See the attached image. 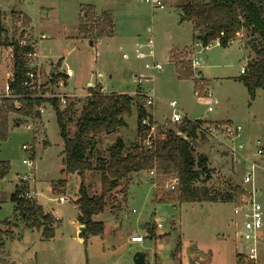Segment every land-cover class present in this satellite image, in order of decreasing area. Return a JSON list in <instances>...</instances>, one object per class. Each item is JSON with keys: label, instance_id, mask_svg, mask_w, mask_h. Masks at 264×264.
Segmentation results:
<instances>
[{"label": "rangeland", "instance_id": "obj_1", "mask_svg": "<svg viewBox=\"0 0 264 264\" xmlns=\"http://www.w3.org/2000/svg\"><path fill=\"white\" fill-rule=\"evenodd\" d=\"M128 1L143 18L131 21V24L125 21L119 24V32L129 38L121 50L101 46V51H96L84 44L71 51L70 43L55 35V26V31H44L48 39L40 42L43 65L41 82L44 90L48 91L47 96L56 95L59 99L66 96L69 103L84 101L85 97L81 96L88 94L82 92L85 78L91 75L98 77L100 72L111 66L104 64L115 63L117 73L113 74L112 79L106 73L103 78H98L106 89L103 92L127 94L135 98L133 113L125 118L126 128L97 137L88 159L98 167L99 158L107 160L108 148L118 140L125 143V154L133 153L134 147L144 139L138 131L136 105L144 106L145 100L137 94H153L156 98L154 106L147 111L157 110L161 121L154 119L157 134L164 128H176V124L171 123L173 112L170 103L173 101L178 103V109L185 118L202 121L204 128L240 126L242 131L235 139L222 133L209 135L204 132L194 142L195 157L208 158L211 175L210 179L197 183V186L204 185L215 190L220 198L231 193L236 199L234 188L252 187L253 182L246 186L244 179L247 172H252L254 163L258 168L254 170L253 181L262 191L258 196L259 202L264 205V159L258 155L260 146L264 147V90H258L256 97L251 98L239 80L241 71L246 70L249 64L248 59H255L250 46V33L241 30L227 48L216 44L208 48H195L201 60L200 67L193 70L191 64L194 78L179 81L175 66L169 62V53L179 43L192 44L180 49L179 53L173 52L177 59L187 62L194 54L195 44L189 33L190 23L184 21L181 25V16L176 12V7L186 0H163L167 3L164 10L154 9L144 0ZM64 4L65 1L63 5L60 2L61 6ZM37 5V0H0V11L10 35L14 19L25 17L20 12L34 18L38 12ZM16 25L20 36L22 21L16 20ZM23 32V35L36 38L43 35H34L32 26ZM10 51L8 46L0 47V96L4 95L11 76ZM137 51L141 58L136 57ZM150 51H153V56L149 55ZM125 54L127 58H124ZM62 58L70 64L75 77L68 87L61 81V85L54 87L52 63ZM155 63L160 64L163 70H154ZM141 76L148 80L139 85ZM195 92L200 97L210 93L216 100L212 112L208 111V105L200 101ZM60 107L64 108L61 102ZM41 108L39 119L25 123L22 117L13 114L9 138L0 143V160L11 164L10 174L0 182V223L13 221L14 205L10 197L16 186L22 184L21 178L27 175L28 180L24 182L30 194L45 213L59 220L55 223L54 237L50 240L44 238L43 229L31 230L21 224L17 227L0 224L1 231L10 228L15 233L14 239H6L4 259L7 264H134L133 257L137 252L146 253L150 264H237L238 255L247 254V244L239 238L240 230L235 227L234 201L159 204L162 194L155 177L148 173L132 176L128 191H124L126 183L123 182L112 193L105 212L94 217L95 222L104 224V234L84 238L82 226H78L79 209L76 205L82 181L77 175L63 173L64 144L56 112L49 104ZM79 109L80 105H77L71 124L72 133L80 115ZM19 121L23 123L19 124ZM24 146L29 150H23ZM231 149H235L242 159L232 157ZM31 158H34V168L23 164L24 160L30 161ZM65 180L67 187L61 188L59 182ZM84 184L89 196H99L101 172H89ZM158 192L160 197L156 196ZM61 197L68 202L60 203ZM151 229L153 232L149 233ZM135 236H142L145 241L132 243ZM260 252L264 254V245ZM261 260L264 264V256Z\"/></svg>", "mask_w": 264, "mask_h": 264}, {"label": "trees", "instance_id": "obj_2", "mask_svg": "<svg viewBox=\"0 0 264 264\" xmlns=\"http://www.w3.org/2000/svg\"><path fill=\"white\" fill-rule=\"evenodd\" d=\"M184 12L182 21H187L193 26L194 43L199 42L204 48L219 43L221 48H227L243 29L251 36L250 46L255 54L245 74L240 77V82L248 90L251 98L256 97L258 90H264V0H186L181 6ZM16 20L22 21L23 30L19 36ZM31 21L27 18L14 19V26L9 34L5 27L3 13L0 11V47L8 46L12 50L11 79L9 86L12 98H4L0 104V143L6 142L11 130V117L13 114L24 119L36 120L41 117V107L49 104L56 112L60 136L63 140V173L77 175L82 183L79 190L80 196L76 201L79 209L78 223L85 228L84 238L102 236L105 226L102 222H95L94 217L105 212L108 198L123 182L126 183L124 191H128L131 177L142 173H155L160 197L159 204H184V203H213L235 202L239 206L245 192L241 188H234L236 194L227 193L219 197L218 192L207 186H197L211 178L208 168V158L195 157L194 142L204 133L202 121H185L176 125L175 129L164 128L149 146H144L145 129L142 120L148 118L154 124L152 115L142 105H136L138 131L143 142L134 147V152L125 154V143L118 140L108 148L109 158H99V166L95 167L88 159V153L95 147V139L103 135H111L120 129L126 128V117L133 113L135 98L127 94H106L102 88H89V95L83 100L68 102L65 108L60 107L58 96H47L48 91L42 86V96L32 97L34 92L24 86L27 79V55L34 53L31 46L22 47L19 38L23 36ZM112 18L108 14L98 17L94 9L87 10L86 17L80 24V36L95 42L98 38L112 37ZM19 36V37H18ZM176 52V51H175ZM174 56V54H173ZM172 56V57H173ZM174 56L172 63L175 66L178 79L192 80L194 73L191 60L180 61ZM52 84H57L61 79L59 74H52ZM144 100V95L137 94ZM80 105V115L76 121L75 132L72 133L71 124ZM22 124V121L18 122ZM34 159V158H33ZM101 172V194L89 196L84 180L89 172ZM11 172L9 161L0 160V182ZM205 177V180L203 179ZM177 180L175 190L166 193L165 183ZM16 186L10 201L14 205L13 221H2L0 224L17 227L19 224L31 230L43 229L46 240L54 237V226L58 223L54 217L45 213L42 206L35 199L26 197L28 191L25 182ZM61 188L67 187V181H60ZM153 230H149L152 233ZM153 235V234H152ZM6 236V237H5ZM12 229L0 230V264H7L4 259L6 239H14ZM152 239V238H151ZM237 264H254L246 262L238 255Z\"/></svg>", "mask_w": 264, "mask_h": 264}, {"label": "built area", "instance_id": "obj_3", "mask_svg": "<svg viewBox=\"0 0 264 264\" xmlns=\"http://www.w3.org/2000/svg\"><path fill=\"white\" fill-rule=\"evenodd\" d=\"M146 4H149L154 9L164 10L165 9V3L163 0H144ZM48 37L46 35H41L40 37L36 38L35 36H30L29 34H25L19 38V44L22 47L31 46L34 48L35 52L30 53L27 55L28 59V68L29 71L27 73V79L24 82V86L34 92L32 97H41L42 96V82H41V65H40V56L37 51L38 47L40 46V42L47 40ZM217 46H219V43H216ZM210 45L209 47H211ZM195 48H204L203 45L199 42H196L194 44V54H192L191 58V64L194 69H197L200 67V59L198 58L199 53H197ZM208 48V47H207ZM12 54V51H10ZM10 54V60L12 61V55ZM150 55L152 56V51H150ZM137 58H141V55L137 51ZM124 58H127L125 55ZM154 70L161 71L163 70V67L160 64H155L153 66ZM241 74H245V70L241 71ZM67 75L70 77L72 76L71 72H68ZM12 76V74H11ZM10 76V79H11ZM9 79V80H10ZM148 79L144 77L139 78V85H142L144 81L147 82ZM4 95L0 96V102L4 98H12V92L9 86V81L6 84ZM144 95L145 100V109H149L150 107L154 106L155 103V96L153 94H147L145 95L144 92H142ZM197 97L200 99V101L204 102L208 105V111L212 112L213 108L212 106L216 104V100H214L210 93H206L202 97H200L199 94H197ZM60 102L65 108L68 105L67 97H60ZM170 108L172 109L173 115L171 116V123L180 125L184 123L185 121H191L183 116V114L178 109V103L176 101H173L170 103ZM200 121V120H195ZM194 122V121H191ZM142 126L147 129L145 132V139L143 142L144 146H149L151 144V141L154 140L157 136L156 133V123L154 121V124L150 123V120L148 118H144L142 120ZM208 128H204V132L211 135L212 133L219 134L222 133L223 135L235 139L238 137L242 131V128L240 126L232 127L231 125H217L215 127L207 126ZM23 150L28 151L29 148L24 146ZM232 157L237 158L240 157V154L235 149H231ZM258 155L263 156L264 159V149L262 145L260 146L258 150ZM242 159V158H241ZM24 165H27L29 168H34L35 163L34 159L31 158L30 161L24 160ZM258 166L256 164H252V172H247L244 179V185L248 186L251 182H253L252 187H244L242 186V190L245 192V196L242 198L241 203L239 206L234 207V216H235V227L238 228L239 231V238L243 240L247 244V254H240L246 262H252L254 264H262L261 257L264 256L260 252V249L263 248L264 245V205L259 202V194L262 193L261 190L255 186L254 179V170H256ZM150 176L155 177L154 172L149 173ZM21 182L28 180V175L21 178ZM177 186V180L168 181L165 183V188L167 191H173L175 190ZM26 197L28 199H36L30 192L27 193ZM60 203H66L68 200H66L64 197L59 198ZM159 227H162L161 224H158ZM145 241V238L142 236H135L132 238L133 243H143Z\"/></svg>", "mask_w": 264, "mask_h": 264}, {"label": "crops", "instance_id": "obj_4", "mask_svg": "<svg viewBox=\"0 0 264 264\" xmlns=\"http://www.w3.org/2000/svg\"><path fill=\"white\" fill-rule=\"evenodd\" d=\"M64 1H65L64 6H66L68 10H66L64 6L60 5V2L63 5ZM60 2L59 0H37L38 12H37L36 17L34 18L27 13H24V12H20V13H23V15H25V17L31 21V26L34 30V35L35 34L46 35V32L44 31H55L53 28V26H55V29H56L55 35L61 36L64 41L69 42L70 46L72 47L71 51L73 49L76 50V48L79 45H84V44L88 45L89 48L94 49L96 51L100 50L99 48L101 46H105V47L107 46L108 49H113L115 47H118V50H121L122 46H125L127 44L126 42L128 41L129 38H126L124 34L119 32L118 30L119 24L123 21L129 22L127 24H131L130 23L131 21H135V20H139L140 18H143L142 14L138 13L137 8L135 6H132L131 2H129L128 0H62ZM165 4L167 5V3ZM182 5L183 4H179L178 8L176 7V12L180 16H181V12H183L181 8ZM89 8L94 9V12L96 13L98 17H101L104 14L110 15V17L112 18V23H113V29H111V31L113 32L112 37L98 38L95 42H93L90 39H83L80 36V32H79L80 24H81L82 18L86 17L87 10ZM182 17L183 16H181V18ZM153 20H154V17H152V21ZM182 22L184 21H182L181 19V22H180L181 25H182ZM190 26L191 28L189 30V33L192 38L191 41L194 42L193 27L191 23H190ZM189 45L191 46L192 44H189ZM189 45H181L179 43V45L173 46L169 53V62L172 63L173 52L176 51L177 53H179L180 49H184L185 47ZM38 53L40 56L39 62L41 65L40 71H41V76H42L43 65L41 62V57H42L41 45L38 47ZM153 55L154 53L152 51V56ZM249 57H250V54H249ZM248 60L250 62L252 59L249 58ZM52 64H53L52 65L53 67H52L51 73L52 74L56 73L61 76V79L58 81L57 84H55L54 87L56 86L58 87L62 83H64V85L68 87L71 80L75 77V72L70 67V64L67 62L65 58H62L58 60V62L52 63ZM155 64H158V63H155ZM104 65L105 66L111 65V66L105 68L106 70H103L104 72L103 71L100 72L98 77L91 75V77L85 78V89H83L82 87V92L84 93L86 91L88 94L86 95V93H84V95L81 97H87L89 95L88 89L91 87L94 88V87L100 86L102 90H106L103 88L98 78L100 79L103 78L106 73L107 76L110 79H112L113 76L117 73L115 72L117 70V67H115L116 66L115 63H107ZM54 68L56 69L55 73H53ZM126 70L127 69H125V71ZM68 72H71L72 76L69 77L67 75ZM177 78H178V75H177ZM60 81L62 83H59ZM156 112L157 110L155 109L153 112H149V113L152 115L153 119L161 122L159 120V115L156 114ZM56 220H59V219L56 218ZM78 226L81 227L79 223H78Z\"/></svg>", "mask_w": 264, "mask_h": 264}, {"label": "water", "instance_id": "obj_5", "mask_svg": "<svg viewBox=\"0 0 264 264\" xmlns=\"http://www.w3.org/2000/svg\"><path fill=\"white\" fill-rule=\"evenodd\" d=\"M184 12H181V16L184 17ZM55 68L53 69V73H55ZM107 146L109 147L110 144L108 143ZM83 231H82V236L85 235L86 231H85V228L82 227L81 228ZM133 263L134 264H150V262L147 260V254L144 253V252H137L134 257H133Z\"/></svg>", "mask_w": 264, "mask_h": 264}]
</instances>
